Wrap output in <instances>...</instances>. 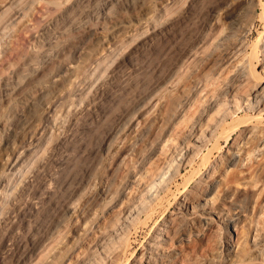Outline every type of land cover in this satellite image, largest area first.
Segmentation results:
<instances>
[{
    "label": "rangeland",
    "instance_id": "rangeland-1",
    "mask_svg": "<svg viewBox=\"0 0 264 264\" xmlns=\"http://www.w3.org/2000/svg\"><path fill=\"white\" fill-rule=\"evenodd\" d=\"M100 1L101 0H0V107H2L0 108V180L8 172H6L5 168L8 155L11 159L17 150L20 149V146H24L27 143L29 145L33 142L30 147L31 150L34 144L37 147H35L37 150L35 151L36 154L32 155L33 157L31 156L33 159L32 161L29 160L31 161L30 164H26V169L24 167L21 174H15L16 177L11 175L15 178L14 181L17 182H12L14 185L10 184L13 188L11 189L10 187L11 191H9V193L11 195L9 194L5 197L8 203L6 202L4 204L3 202V207L8 205V208H3L6 213L1 210L2 206L0 207V211H2V216L0 214V264H21L22 262L30 264L31 261L33 262H31V264H43L44 262V264H75L80 257H85L86 253L92 254L93 250L99 251L100 244L98 242L100 241L102 243L103 239L105 241L107 240L106 237L111 233V228L114 226V218L119 220V217H122L121 213L125 212V202L122 205L121 201H119L120 196H122L124 192L123 190L126 188L127 190L125 191H128L131 187V192H133V189L138 194L140 192V190H138L140 186L135 185L132 188L131 184L129 186L128 183L133 175H136L138 172L137 170L133 171L132 168L140 169L141 160H146L147 157L149 158V156H151V153L148 155L153 148L151 144L153 138L151 137H153L157 131V134H160L162 128L167 126L170 121L175 122L174 120H177L180 122L182 120L178 123L179 128L182 124L186 126V123L189 124L193 120L188 122L187 120L189 119L184 117L186 121V125H184V123H182L184 118H175L177 111H182L183 109L185 110L186 117H190V114L192 116L194 113L192 109L193 112L191 111L190 113L189 111L192 106L195 110V106L197 105L199 110L204 109V101L202 102L204 107L200 105L201 103L199 104L200 98H203L204 94L200 97L196 94L192 95L200 85L198 76L204 72L203 74L206 73L207 77L209 76L208 78L211 76L209 81L211 86L214 84L216 86L218 83L217 87L219 84L224 87V80H220L233 72V63L235 62V60H233L235 59L234 52L236 51L233 52L231 50H236L240 42L243 41L242 46L247 56L248 64L244 66V68H248V70L245 71L249 72L247 74L249 78H251L250 80H252V82L264 81V61L260 62V60H258L259 58L256 59V71L259 76L253 74L252 68H249L251 67L250 61L253 56V51L256 48L259 49L264 42V40L262 41V39H264V0H257L256 5L250 6L251 11L244 8L243 13L245 12V14L243 16L242 25L236 27L230 34L231 36H229L226 43L222 44H218V39L222 31L230 27L231 18L228 14L230 11L229 9L233 8V5L229 2L227 3V0H201L200 2L199 0H184V3H182V0L116 1L113 4L112 10L118 15L120 21H132L133 25L138 27V30H135L136 26H134L135 34L136 32L140 35L142 34L140 38L147 35H154L152 39H150L151 42L148 41V44L143 46L146 48H142L138 52L132 49L134 42L131 41L133 42L131 44L129 42L130 37L126 35L121 34L117 36L116 39L110 38L106 41H102L98 33L94 32L83 35L73 28L71 19L80 17L82 12L86 9L99 10V4H103V1ZM126 1L129 2L126 3ZM169 2H171V4ZM166 4H170L169 7L174 5L175 9L179 8L177 11L180 10L181 13H176L172 6V8L170 7L169 9H171L170 11L174 10V14L169 12V14L166 13L168 16L170 14L173 15H170L169 18H166L168 17L166 15V19L161 18L163 15L161 16L160 13H165L167 10L164 9L167 7ZM163 5L164 7H162ZM145 11L146 13L152 12V15L150 14V20L146 22L144 19L142 23L138 24L135 16L145 15ZM177 14L179 16L178 20L176 19ZM171 16H173V19L170 20ZM153 17L154 20L156 17L157 20L160 18L161 20L163 19V22L161 21L162 24L167 23L166 21L172 23L173 21H177L174 23L175 25L173 24L174 27L172 32L170 31L171 33L167 35L163 34V36L162 34L157 35V32L154 33L155 28L157 29L162 24L159 22L160 20H156V27H154L152 24L153 21H151ZM97 21L98 18L94 17L91 22L96 24L98 23ZM145 22L148 23V29L145 28ZM112 26L113 23L107 21L105 22L104 30L110 32L113 29ZM141 26L145 28L146 32H150H145V34L143 28V31L141 30L142 33L138 32ZM225 26L227 27L225 28ZM149 28L152 29L150 30ZM209 33H211V35ZM206 35L208 36L207 41ZM204 36L206 37L204 38ZM234 45L237 46L233 48ZM191 49L194 50L192 51ZM57 50L58 52L56 53ZM49 51L54 55L52 62L54 64H51L53 66L51 67L52 69H48V66H42L41 73L38 75L39 77L36 76L38 79L40 78L39 81L35 78L33 82H28L26 80V74L30 72L31 64L33 62L41 63L43 60V53ZM260 54L259 56H261ZM231 56L233 58H231ZM263 57L262 55L261 58ZM184 59H186V61ZM182 60L185 64H183L184 66L182 65L183 62L181 63ZM63 61L64 63L65 61H70L69 63L76 65V72L74 70L70 73V71L66 70ZM177 61L181 64H176L178 63ZM215 65L216 71L214 70ZM174 66L177 67L174 68ZM230 67L232 69H230ZM177 68L178 70H176ZM212 69L215 72L211 73L213 71ZM230 70L231 72H228ZM173 72H176L175 74L177 75ZM216 72H221L219 74L217 73L218 78L223 75L219 81L215 79L217 78V75H215ZM168 73L172 74L169 75ZM212 76L214 78H212ZM67 78H71V87L69 86L67 88L66 86L67 89L64 88L61 94L54 97V90L61 87L64 79ZM175 78L177 79L175 80ZM213 79H215L216 82ZM227 79L225 78V81ZM211 80H213V84H211ZM24 81L25 83L27 81L28 84L26 83V88L27 91L29 90L27 95L25 94L24 96L30 95V100L31 98L33 100L35 99V107L34 105L32 106V109L34 107V111L37 110L42 114L43 102H48L49 99L53 102L54 108L57 109H54L53 112L51 111L49 115H41L42 117H40V119L38 118L39 121L36 118L37 121L34 122L35 125L31 127V129H28L26 133L24 132L25 134L22 133L24 136L21 135V138L18 137L19 139H16V148H12L6 143L9 138V133H4L1 122L7 117L11 125L17 126L19 117L16 114H11L9 102L4 99V94L11 92V96L14 97H12L13 102H11L13 104L16 103V105L19 104L17 107H20L22 110L27 109V105H25L26 102H23L25 99L20 98L21 95L17 96L13 91L18 83H24ZM161 81H163V83L165 82V84L160 83ZM159 85H162V87L165 86L163 88L160 86L159 88ZM211 86L210 91L214 92V86L213 88ZM153 88H157V91L160 89L159 93L156 90L155 92L157 94L155 92H148ZM181 88L187 89L182 91ZM74 92L75 95L72 94ZM188 92H190L189 95ZM213 92L211 93L213 94ZM31 94H35V96L32 97ZM146 94L153 95L148 97V100L144 101L141 110L136 115H132V110L137 103L142 101L141 99L148 96ZM73 96L76 97H74V99L77 101L72 100ZM197 97H199L198 100ZM77 98L82 99V101H79ZM183 99H188L187 101L190 99L192 100L187 102V104H183V102L180 101ZM195 99L198 104L195 103ZM71 100L75 102V105L74 102L72 105ZM69 102L72 108L73 106L76 107L78 104V108L74 107L77 109L76 111L78 113L72 110L70 113L73 114L74 112V114L72 116L70 115L69 119H66L64 116L67 114L69 107L67 104ZM180 102L182 104H179ZM193 103L196 105L194 106ZM188 105L190 107H186ZM176 108L178 109L176 110ZM56 110H60L62 113ZM56 112L60 114L56 116L59 120L58 118L57 120L55 119ZM39 113L36 115H40ZM68 114L66 117H68ZM131 115L132 118H130ZM168 115L169 117H167ZM151 116H154L155 119H153V117L151 119ZM160 116L163 119H160ZM53 118L57 123H55L56 121H54ZM129 118L130 121H128ZM51 120H53L54 123H52L53 121L51 122ZM63 120L65 122L69 120V123L67 121L68 124L65 122L63 124ZM151 120L153 122H151ZM151 123L154 124L152 125ZM145 125L152 128H147V130H145ZM51 127H53V131L50 129ZM118 127H122V130L119 134H116L115 131ZM44 129H46L48 135L50 133L52 140H50L51 138H47L49 137L48 135L44 139V142L42 141L43 139L37 140V137H39ZM39 131L41 132L39 133ZM46 139L49 140L46 142ZM213 145L214 144H211L210 146V154H208V149H206L205 152L196 157L191 164L184 166L182 172L178 174L179 176L176 175V177L173 178L172 176H168V182L166 181L168 183V188L165 187V189L167 188V194L163 192V195H161V197L163 196L162 200L160 199L159 204L154 206L153 210L150 212L151 214H148L149 216L144 215L143 222H138L131 227L128 237L126 238L127 241L125 240L123 244L125 246H122L123 250L118 251L119 255L116 253L117 257H114L115 260L113 264L135 263L136 259L148 248L150 241H152L157 233L158 227L162 225V223L164 224V221L178 211L177 205L181 201V197L186 194L185 192H188V190L196 184V181L203 180L207 171H210L215 163L223 158L231 144L226 145V142L223 141V146ZM166 146L169 147H166L169 154L165 148L166 155H172V143ZM214 147H216V149H213ZM128 151L130 152L128 153ZM206 152V155H209L207 156L208 160L207 157L204 158ZM125 154H127L126 157H124ZM122 155L124 156L122 157ZM164 156L165 155L162 157V161L165 158ZM179 156H181V154ZM59 159L62 160V163H59ZM159 160L158 162L156 161L157 164H159ZM215 160L217 161L215 162ZM199 163L201 164L200 166ZM134 172L135 174H133ZM228 172V176H230L233 169ZM240 174L241 173L238 172V175ZM11 176L7 177H10L9 179L12 180L13 178ZM129 176L131 177L129 178ZM79 182H82L81 184L83 187H81L82 192H79L78 195L74 197V202L76 203H74L76 206H74L75 214H73V212L67 213L65 212L64 205L71 198ZM235 183L236 182H230L232 185L231 187L227 186L228 189L226 186V189L223 188V186L219 188L222 192V197L230 196L232 193H234L233 196H242V186L240 187V185L236 183L239 186L236 188V185L234 188ZM25 185H29L26 186V188L28 187L27 189L24 188ZM229 188L233 190L229 191ZM23 191L25 192L23 193ZM131 192L127 193L129 195L131 194V196L128 195L130 198H134L138 195ZM5 198L3 201L6 200ZM3 213L9 214L6 216H11L10 218L12 221L10 218L3 215ZM253 214L252 212L251 215ZM262 214L263 212L261 213L260 210L256 212L254 214L255 221L251 222L252 226L248 239V246L252 248L250 252L253 251L255 254L252 253L253 256L251 255L250 257L252 259L251 264H261L258 260L264 262L262 256H259L262 255V253L264 254V214L261 216ZM60 216L66 219L64 218L65 222L58 226L56 224ZM5 219L7 223H5ZM9 220L11 222H9ZM86 221H88V223ZM111 221L113 225L110 228ZM257 221H260V223L257 224ZM107 225L109 226L107 227ZM241 225L242 223L239 226ZM219 226L221 228L219 227L220 229L217 230L219 232L222 230V232H215L214 237L218 236L217 238H219L221 242H219L217 238L215 239H217L219 244L221 243V246L223 244L225 245V240H228L229 236H232L235 241L238 239L240 231H236L230 226L228 236L226 228L224 229L225 225L220 224ZM256 226L260 228L259 232L262 231L261 233L263 235L259 238V240L263 239L261 243L262 247L261 245L259 246L261 248H258V246L255 247L254 245L256 239L255 233L257 232V230H255ZM203 227L204 226L201 227L197 225V227L191 228L193 230L188 229V236L183 235L182 240L185 237L186 240L184 239L183 241H187L189 233L190 235L192 233L191 236L199 238L202 232L205 231ZM240 228L241 227H239L238 230ZM108 229H110L109 234ZM198 229H201V232ZM105 231L107 236H104ZM216 234L217 236H215ZM221 248L220 253L222 252V258L220 257V261L224 258L223 254L225 253L223 247ZM24 251H27V256L23 261H18L19 255ZM102 255L105 256L104 253H102ZM257 257L259 258L257 259ZM219 260L216 262L219 263ZM254 260L258 262L255 261L254 263ZM247 261L250 263L249 261L251 260L247 259L246 262Z\"/></svg>",
    "mask_w": 264,
    "mask_h": 264
},
{
    "label": "bare ground",
    "instance_id": "bare-ground-1",
    "mask_svg": "<svg viewBox=\"0 0 264 264\" xmlns=\"http://www.w3.org/2000/svg\"><path fill=\"white\" fill-rule=\"evenodd\" d=\"M101 1H103V4L102 3L99 4L100 5V7H98V8H100L99 10L96 11L95 9H86L82 12L80 17L71 19L73 28L76 31H78L80 34H83V35H88V34H91L94 32L98 33L100 38L102 39V41H106L110 38L116 39L117 36H119L121 34L126 35V36L131 38V40L129 38V42L131 44L134 42L132 49H135V52H136V50L138 52L142 48L145 49L146 47H143V46H145V44H148L147 42L150 41V39H152V37L154 35L153 36H151V35L150 36H148V35L144 36L143 35L144 37L140 38L142 36V34L140 35L137 32H136V34L138 36L135 34V30H138L137 29L138 27L136 25H133L132 21H129V20L120 21L118 19V15L116 13H114L112 8H113V4L116 1L118 2L121 0H101ZM129 1H126V3ZM183 1L184 0H182V3H184ZM196 1H198V0H196ZM200 1L201 0H199V2ZM123 2H125V1L123 0ZM228 2L233 5V8L229 9L230 11L228 14L231 18V21H230L231 24H230L229 28L227 26H225V28L226 27L227 28L224 29L222 31V33L220 34V38L218 39L219 40L218 44L226 43V41L229 39V36H231L230 34L232 33V31L236 27H238L239 25H242V21L244 18L243 16L245 14V12L243 13L244 8H247L248 10H250V6L256 5L257 0H227V3ZM169 3L171 4V2H169ZM185 4H187V3H185ZM166 5H165V7H166ZM169 5H167V7L164 8L165 10L167 9L166 10L167 12L165 11V13H160L161 16L162 15L164 16V17L160 16L161 18L166 19V18H169L170 15L174 14V10L170 11L171 9H169L170 7L172 8V6H173V9H175L174 5H172L170 7H169ZM162 7H164V5ZM178 9L176 8L175 12L181 13L180 10L177 11ZM169 12L173 13V14H170L168 16L167 14H169ZM151 13H149V12L146 13V11H145V13H144L145 15H142V16L136 15L135 19L137 20L138 24L142 23L144 21V19L147 22L151 18L150 17ZM178 14H177V17L175 15L177 20L179 18ZM166 15L168 17L165 18ZM94 17L98 18V21H97L98 23H96V24L91 22L92 18H94ZM156 18H155V20H154V17H153V19H151V21H153L152 24L154 27H156L155 26L156 25L155 21L157 20ZM161 18L158 19V20H160L159 22H161V21L163 22V19L161 20ZM171 19H173V16H171L170 20ZM107 21H110L113 23V26H112L113 29L110 32H107L104 30L105 22H107ZM176 21L175 22L173 21V23L166 21L167 23H165V24L164 23L162 24V22H161L162 25L159 24L160 26L157 29L155 28L154 33L157 32V35L158 34L167 35L168 33H171L173 30V27H174L173 24L176 23ZM159 22H156V23H159ZM145 23H143V24H145ZM145 25H146L145 28H147L148 23H146ZM171 25H172V27H171ZM134 26H136L135 30H134V28H135ZM142 28L144 31L142 30ZM145 28L141 26V28L139 29L138 32L142 33L141 32V30H142L145 33L146 32ZM149 32L150 31H148L146 33H149ZM212 33H213V31H212ZM209 34L211 35V33H209ZM206 36H204V38ZM207 38H208V36L206 37V41H207ZM263 40L264 39H262V41ZM131 41H133V42H131ZM60 45H62V44H60ZM242 45H243V41L240 42V45L238 44V47H236V50L235 49L231 50L233 52L236 51V52H234L235 53L234 54L235 59H233V60H235V62H234L235 64L232 61L233 65H234V69H233V72H231V70L228 71V72L232 73V75L230 73L231 76L229 75L230 78H229V76H227L228 79H227V77H225L227 79L226 81H225L224 77H223V79L220 80V81L224 80V82H223L224 87H223V85L219 84L220 87L218 86L219 87L218 88L217 87L218 83H217L216 86H215V84L213 85L215 91L214 92L210 91L211 85H210L209 81L211 79V76H210V78H208L209 76L207 77L206 73L203 74L204 72L198 76V82L200 85H199V88L196 91H194L195 93L193 92L192 95L196 94L197 96L200 97L204 94L203 98H200L202 101L201 100H200L201 102L199 101V104L201 103L200 105H202V102L204 101L205 107H204V105H202V107H204V109L199 110V108H197L198 105L195 106L196 105L195 103H197V100L199 99V97H197V100L195 99L196 102L194 101L195 103H193V104H194L196 110L198 109L199 112H198V110L196 111L195 109H193V106H192L189 111H190V113L192 110H194V113L196 111L195 114L193 113L194 115L192 114V116H191V114L189 113L190 117H186L185 110L182 109V111H177L176 117H175L176 119L178 117L179 118L185 117L186 119L188 118L189 119V120H187L188 122L193 119L189 124L186 123L185 118H184L182 123H184V125H186V124L187 125L183 126V124H182L178 128V123H180L182 121L181 119H180L181 120L180 122H178L177 120H174L175 122H172L169 120L170 121L169 124L167 126H165L164 128H162V130L160 129L161 130L160 134H157L158 131L157 132L155 131L156 134H154V136L151 137V138H153L152 143H151L153 145V148L151 147L152 151L148 153V155L151 153L150 154L151 156H149V158L148 157L146 158L143 156L144 158H146V160L145 159L141 160V162H140L141 167H140V169L138 168L139 170L132 168L133 171L137 170L138 172L136 175H133V174H135L136 171L132 174L133 177L129 180V183H128L129 186L131 184L132 188L135 185L140 186V189L137 187L138 190H140L139 194L136 193V191H134V189H133V192L138 194V195H136L134 198H130L129 196H131V194L129 195L127 193L128 192L130 193L132 189H130L131 188L130 187L129 188L130 190L128 189V191H125L127 189L125 188V185H124L125 190H123L124 192L122 193V196H120V199H119V201H121L122 205L125 202V204H124L125 205V212H122L123 214L121 213L122 217H119V220H116L117 218H114L115 221L113 223L114 224L113 227H112L113 224L111 221L110 228L112 227L111 228L112 231L109 234L110 229H108L109 235H108V237H106L107 238L106 241L103 239L102 243L100 241L98 242L100 244L99 251L93 250L94 253L92 252V254L86 253V256L80 257L81 259L79 258V260H77L78 262L75 261L76 262L75 264H113V261L115 260L114 257L116 256V253L119 255L118 251L123 250L122 246H125L123 244H124L126 238L128 237V234L130 232L131 227L134 226L136 223L141 222L143 220L144 215L149 216L151 214L150 212H151V210H153L154 206L159 204L160 199L162 200L163 196L161 197V195H163V192L166 193V191H167L166 189L168 188L167 187L168 176H172V178L176 177V175H178L182 172V169L184 166H186L187 164H191L195 160V158L198 157L200 154H203L206 149H208V152H209L208 154H210L209 149H210L211 144H214L213 146H217V145L223 146L222 145L223 141L226 142V145L231 144L229 149L227 150L226 154L223 156V158L219 159V161L215 160V162L217 161V163H215V165L212 167V169L210 171H207V173L205 172L206 174L203 177V180H200L198 182L196 181V184L193 185V187L191 189H189L188 192H185L186 194H184L181 197V201L177 205L178 211L176 213H174V215L170 216L166 221H164L165 223L164 224L162 223L163 226L160 225L162 227H160V226L158 227L157 233L155 234L152 241H150L148 248L140 255V257H138V259H136L134 264H228L230 261L231 262L229 264H251L252 259L250 257L252 255V253L254 254L253 251L250 252V249L252 250V248H250V246H248V243H249L248 239H249V236L251 233V226H252L251 222L255 221V215L254 214L256 212H258L259 210L261 211V213L263 212V214H264V81L262 80L261 82H255L254 81L255 78L253 80L254 82H252V80H250L251 78H249V75L247 74L249 72L245 71V70H248V68L247 67H246V69L244 68V66H247L248 60H247V56L245 54V50H244ZM235 46H237V45H234L233 48H235ZM59 47H61V46H59ZM58 50L56 51V53L58 52ZM186 53H187V51H186ZM190 53H192V52H190ZM232 54H230V55H232ZM259 54L261 56L262 55L264 56V42L261 44L259 49L256 48L253 51V56H252V59L250 61L251 67H249V68L250 69L252 68L253 74H255V75H258L257 71H256V65H257L256 59L259 58L258 60H260V62L264 61V57L261 58V56H259ZM182 56H181V59H182ZM232 56H231V58H233ZM42 58H43V60L41 61V63L40 62H33L30 66V72H28V73L26 72L27 74L25 73L26 74V80L28 82H33L35 80V78L38 79L36 76L40 75L41 70H42L41 69L42 66H45V67L48 66V69L49 68L52 69L51 67H53V66L51 64H54V63H52L53 59H54L53 53H51L50 51L44 52L42 55ZM184 58H186V57H184ZM179 60H180V58H179ZM184 60L186 61V59H184ZM69 62L65 61V63H64V61H63L64 66H65L64 68H66V70L70 71V73H71V71H74V70L76 72L77 66L74 64H71ZM182 62H183V60L181 61V63ZM181 63L178 62L176 64H181ZM230 63H231V61H230ZM183 64H184V62L182 63V65ZM263 65H262V67H263ZM177 66H179V65H177ZM176 67L174 66V68H176ZM231 67H230V69H232ZM215 68H216V65L214 67V70H215ZM176 70H178V68ZM214 70L211 73L216 71V70L215 71ZM51 71H53V70H51ZM180 71H181V69H180ZM170 72H172V71H170ZM217 73L218 72H216V74L215 73L214 74L217 75ZM219 73H221V72H219ZM168 74L170 75L172 73H168ZM174 74H173V78H174ZM169 75H168V77H169ZM175 75H177V74H175ZM168 77H167V79H168ZM171 77H172V75H171ZM216 77L217 78H215V79L217 81H219V79L221 78V77L218 78V75ZM212 78H214V77L212 76ZM39 79H38V81H39ZM70 79L69 78L64 79L62 86L54 90V92H53L54 97L61 94V91H63L64 88L67 89L70 86V82H71ZM176 79L177 78H175V80ZM215 79H213V80L216 82ZM213 80H211V84L214 83V82L212 83ZM27 81H26V83H27ZM163 81H161L160 83H163ZM165 82H166V80H165ZM165 82L163 84H165ZM24 83H25V81H24ZM24 83H18L17 87H15V90H13V91L16 93L17 96L21 95L20 98L25 99V101H23V100L22 101L24 103L26 102L25 105H27L26 106L27 109L24 108L25 110H22V109H20V107L19 108L17 107V105H19V104L16 105L15 102H14L15 104L12 103L13 102L12 101L13 96H11V92L4 94L5 95L4 99L9 102L11 114H13V115L16 114L19 117L18 118L19 120L17 119L19 121L17 126L11 125V123L9 122V119H7V117L4 118L1 122L3 125L4 133L5 132L7 134L9 133L8 134L9 138L7 139L6 143L8 146H11L12 148H16V144H17L16 139L18 137H20L21 135L24 136L22 133H24V132L26 133L28 129H31V127H33L35 125L34 122L37 120L39 121L40 117H42L41 115H45V116L49 115L51 113V111L53 112L54 109H57V108H54V104H52L53 102H51V100L49 99L48 102L47 101L43 102L42 114H40L37 110L34 111L33 109L35 107V105H34L35 99L33 100L31 98V100H30V98H29L30 95L24 96L25 94L27 95V93L29 91V90L27 91V88H26L28 83L27 84L26 83L24 84ZM66 86H67V88H66ZM160 86L162 87V85H159V88H160ZM180 86H182V85H180ZM213 86H211V87L213 88ZM184 87H186V86H184ZM157 88L154 90L152 89L148 92L154 93L155 90L157 91ZM181 89H182V91L183 90L185 91L187 88L186 89L181 88ZM159 90L157 91L158 93H159ZM190 90H194V89H190ZM30 91H32V90H30ZM190 92H188V95L190 94ZM211 92H213V94ZM72 94L75 95V92ZM84 94H85V92H84ZM146 95H148V94H146ZM152 95L149 94L146 97L144 96L145 98L141 99L142 101L137 103V105L132 110L133 111L132 115H134V114L136 115L141 110V108L144 104V101L148 100L149 99L148 97H151ZM33 96H35V94L32 95V97ZM77 96H79V95H77ZM74 97L75 96L72 97L73 98L72 100H76V99H74ZM169 97H170V95H169ZM15 99H16V97H15ZM45 100H48V99H45ZM72 100H71V103L73 105L74 101H72ZM78 100L82 101V99H78ZM187 100L188 99H183L180 101L183 102V104H187V102H189L192 99H190L189 101H187ZM181 102L179 104H182ZM69 104H70V102L67 104L69 106L68 110H67V114L69 113L68 117H66L67 116L66 113H65L66 116H64L66 119L67 118L69 119V116L70 115L72 116L74 114V112L77 110L75 108H78L77 107L78 104L76 107L73 106V108L75 107L74 109ZM33 105H34V107L32 109ZM74 105H75V102H74ZM167 105H168V102H167ZM189 105L186 107H190ZM178 107H180V106H178ZM0 108H2V107H0ZM177 109L178 108H176V110ZM32 110L34 111V113ZM72 110L73 111L75 110L73 112V114L70 113ZM56 111L61 112L60 110H56ZM57 112H56V114L54 113L56 120L58 118V117L56 118V116L60 115L59 113L57 114ZM38 113L40 115H36ZM65 114H63V115H65ZM132 115L130 118H132ZM156 115L157 114L155 113V116ZM158 116H159V114H158ZM161 116H160V119L162 118ZM194 116H195V118H194ZM53 117H54V115H53ZM152 117H153V119H155L154 116H151V119H152ZM167 117H169V115ZM36 118H37V120H36ZM65 118H64V120H65ZM130 118L128 119V121H130ZM53 120H54V118H53ZM53 120H51V122ZM56 120H54V121H56ZM58 120H59V118H58ZM64 120H63V124L65 122ZM54 121L52 123H54ZM67 121L69 123V120H67ZM67 121L65 123H67ZM148 122H149V120H148ZM151 122H153V121L151 120ZM161 122H162V120H161ZM55 123H57V121ZM149 123H148V125L150 126ZM146 125H147V123H146ZM156 125H160V124H156ZM52 128L53 127H51L50 129L52 130ZM147 128H149V127L146 126L145 130H147ZM151 128L152 127H150L149 129H151ZM121 130H122V127H118L116 129L115 133L119 134L121 132ZM69 131H70V129H69ZM40 132L41 131H39V133ZM47 135H48V132H46V129H44L40 133L39 137H37V140L43 139L42 141L44 142L45 141L44 139L46 138ZM53 135H54V133H53ZM48 136L49 137H47V138L50 139L51 138L50 133ZM49 139H46V142ZM50 140H52V138ZM171 143H172L171 148L173 150V153H171V151H170L171 148H170L169 151L172 155L167 156L166 152H165V148L167 147L166 145H169ZM32 144H33V142H31L29 145H28V143L24 146L21 145L20 149L17 150V152L13 155V157L11 159H10V156L8 155V157H7L8 161H7V163H5L6 164V167H5L6 172L7 171L8 172L0 180V207L3 205V202H4V204L6 202L8 203L7 198H5V197L10 194L9 193V191H11L10 190V187H11L10 184H13L12 182H15L14 181L15 178L12 177L11 175L15 176V174L17 175L18 173L21 174L22 173L21 171L23 170V168L25 166L27 167L26 164L31 163V161L33 159V158H31V156L36 154L35 151H37V150L35 149V147H36L35 144H34V147H32V150L30 148L32 146ZM37 146H39V145H37ZM167 148H169V147H167ZM167 148H166V151H167ZM21 149H24V150H21ZM213 149H216V147H214ZM211 150H212V148H211ZM129 152L130 151H128V153ZM168 154H169V152H168ZM180 154H181V156H179ZM206 154H207V152L204 154V156H205L204 158L209 156ZM126 155L127 154H125V156L122 155V157L123 156L126 157ZM142 155H141V157H142ZM163 155H165L164 156L165 158L162 161ZM160 157H161V159H160ZM157 159L161 160V161L159 160V164H157V162H158ZM29 160H31V161H29ZM207 160H208V157H207ZM28 161H29V163H28ZM121 161H122V159H121ZM59 163H62V160H60ZM200 163H199V166L201 165ZM26 167H25V169H26ZM229 169L230 170L233 169V172H232V174H230V176H228V173H229L228 171H230ZM27 172H28V170H27ZM238 172L241 173L240 174L241 176L238 175ZM245 172H247V173H245ZM23 173H24V171H23ZM226 174H227V177H226ZM7 176H11L13 179L10 180L9 179L10 177L8 178ZM130 177L131 176H129V178ZM10 181H11V183H10ZM230 182H236L240 185V187L242 186L241 188L243 190V194L241 197L233 196L234 193H232V195H230V196L222 197L223 195H222V192L219 188L221 186H223V188H225V186L231 187L232 184H230ZM81 183L82 182L78 183V185L74 189L73 194L71 195V198L65 203V205H64L65 212H67V213L73 212V214H75L74 213L75 212L74 206L76 203L74 202V197H76L75 195H78L79 192H82L81 187H83V186ZM236 183H235V185L233 184L234 188L237 185ZM239 185H237L236 188H238ZM26 186H29V185H25L24 188H26ZM165 187H167V188L165 189ZM228 187H227V189H228ZM11 189H13V188L11 187ZM230 190H231V188H229V191ZM25 191H23V193ZM133 192H131V193H133ZM80 194H82V193H80ZM227 195H228V193H227ZM201 197H203V198H201ZM4 198L6 199L5 201H3ZM121 204H118V205L122 206ZM4 206H6V205H4ZM6 207L8 208V205ZM6 207L2 206V209L1 208L0 209L3 210V208H6ZM4 211L5 210H3V212ZM251 211L254 213L253 215H251L252 214ZM4 213H6V212H4ZM4 213H3V215H5V216L9 215V214H4ZM0 214L2 216V211H0ZM10 214H11V212H10ZM263 214L261 216H263ZM256 216H257V214H256ZM6 217L10 218L11 216L10 217L6 216ZM116 217H118V216H116ZM3 218H5V217H3ZM64 218L65 217L60 216L57 220L56 225L60 226V224L64 223L65 222ZM120 218H121V220H120ZM249 218H253V219H249ZM10 220L12 221L11 218H10ZM10 220H9V222H11ZM86 222L88 223V221H86ZM5 223H7V220L5 221ZM241 223H242V225L239 226ZM259 223H260V221H257V224H259ZM109 224H110V222H109ZM220 224L225 225L224 229L226 228V230L228 232V236H229L230 226L233 227L236 231H240L238 234V239L235 241L232 238V236H229L228 240H225V245L223 244L221 246L220 245L221 243L219 244L217 241V239L219 240V238H217L218 237L217 234L215 235L217 237H214V233L217 232L221 228L219 226ZM197 225L201 226V227L204 226L203 230H205V231L202 232L201 236L199 238H196L195 236H191L192 233H191V235L189 233L188 240L183 241L185 239V237L182 240V238H183L182 236L188 234V232H187L188 229L193 230L191 228H195V227H197ZM108 226L109 225H107V227ZM263 226H264V224H263ZM239 227H241V228L238 230ZM256 228H257V226H256ZM256 228H255V230H257V232L254 230L256 232L255 233L256 239H255L254 245H255V247L258 246V248H261L262 247L261 243L263 242V239L259 240V238L262 235V233H261L262 231L259 232L260 228H257V229ZM191 232H193V231H191ZM220 232H222V230H220ZM50 233H48V234H50ZM104 236H107L106 231H105ZM190 236L195 237V238H191ZM215 238H217V239H215ZM219 242H221V241L219 240ZM260 245H261V247H259ZM221 247H223L225 253L223 254L224 258L220 261L219 259L222 258L221 257L222 252L220 253V250L222 249ZM95 251H96V253H95ZM102 253H104L105 256L102 255ZM27 254H28L27 251H24L22 254H20L18 257V261H23V259L27 256ZM259 256H262V258L264 259L263 253H262V255H259ZM53 258H55V257H53ZM258 258L259 257H257V259ZM247 259L251 260V261H249L250 263H248V261L246 262ZM218 260L220 261L219 263L216 262ZM255 261H257V260H254V263H255ZM258 261L261 264L264 263L260 260H258ZM31 262H30V264H31ZM27 263H29V262H27ZM21 264H26V263L22 262ZM51 264H53V263H51Z\"/></svg>",
    "mask_w": 264,
    "mask_h": 264
}]
</instances>
